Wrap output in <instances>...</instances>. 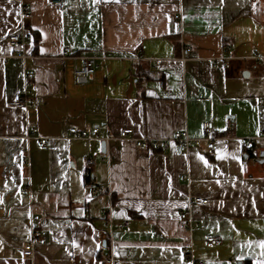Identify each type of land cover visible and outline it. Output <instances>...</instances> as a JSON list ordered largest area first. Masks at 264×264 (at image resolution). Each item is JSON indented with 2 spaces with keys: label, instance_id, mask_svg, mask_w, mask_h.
<instances>
[{
  "label": "crops",
  "instance_id": "crops-1",
  "mask_svg": "<svg viewBox=\"0 0 264 264\" xmlns=\"http://www.w3.org/2000/svg\"><path fill=\"white\" fill-rule=\"evenodd\" d=\"M20 31L31 37L11 47ZM81 57L98 63L91 79L73 75ZM26 72L37 107L17 110ZM205 122L212 150L152 145L201 137ZM70 128L99 133L72 139ZM124 128L133 134L117 139ZM261 131L264 0H0V264H264ZM208 234L221 245L206 246Z\"/></svg>",
  "mask_w": 264,
  "mask_h": 264
},
{
  "label": "built area",
  "instance_id": "built-area-1",
  "mask_svg": "<svg viewBox=\"0 0 264 264\" xmlns=\"http://www.w3.org/2000/svg\"><path fill=\"white\" fill-rule=\"evenodd\" d=\"M52 2H59V0H50ZM30 17V6L27 4L21 3L20 7V19L22 21L28 20ZM174 19H178V16H175ZM31 36L26 33L25 31H20L16 32L12 35H10L7 39L8 44L11 47H14L18 44H23L26 39H29ZM72 53L70 48H65L62 53L61 57L62 58H67L69 55ZM191 53V48L189 47H184L182 56L180 58L181 61H185L188 58V55ZM17 55H20L17 53ZM98 68V63L97 61L92 58V57H81L79 58V66L74 69L73 75L76 79H84L88 80L91 79L96 70ZM34 72H26L23 74V82H24V89L23 91L16 92L12 95L11 98V104L14 109L17 110H29V109H35L37 107L36 102L31 98V85H30V80L33 78ZM201 131L202 135L201 137H192L189 135V133L186 130H181V131H176L174 132L170 138L168 139H162L158 141H154L152 145L157 144V146L160 148L162 151H167L169 149H173L174 152L178 156H184L187 154L192 149H197L202 143L206 144V147L209 150H212L215 145V141L217 138L214 136V128L212 122H205L201 125ZM99 133V128H93L91 132H86V131H79L76 128H70L68 130V135L69 138L72 139H90V138H97ZM133 134L132 129L130 128H124L119 131L117 134V139L122 140L125 138L130 137ZM259 139H264V131H261L257 134V137ZM112 139V136L107 135L105 140H110ZM38 147L40 150H46L47 149V140L45 138H38L37 140ZM136 148L139 150H147L148 149V144L141 139L135 140L134 141ZM245 146L250 148L252 146V141L247 140L244 142ZM92 162L91 158L86 159V165H90ZM90 192L93 194H97L98 191L95 187L89 186ZM23 195L28 194L27 190L22 191ZM208 204V200L206 198L202 197H194L191 200V205L193 206H204ZM105 213V212H104ZM181 220H185L186 214L185 213H180L179 215ZM39 220L38 216H35L33 218L34 222H37ZM128 224V222H123L122 228L125 227ZM191 228V226H190ZM39 234L37 232H32L31 237L29 241L24 244L23 250H22V256L28 259H31L34 255L33 251V246L34 243L39 240ZM104 246H105V239L103 240ZM204 243L208 247H216L221 245L222 240L218 237H215L213 235H206L204 237ZM103 246V247H104ZM183 256L185 259H188L190 261H193L194 258L187 249H184L182 252ZM196 264H203L201 262H198Z\"/></svg>",
  "mask_w": 264,
  "mask_h": 264
},
{
  "label": "trees",
  "instance_id": "trees-1",
  "mask_svg": "<svg viewBox=\"0 0 264 264\" xmlns=\"http://www.w3.org/2000/svg\"><path fill=\"white\" fill-rule=\"evenodd\" d=\"M83 175H84V183L86 185H91L92 182H91V176L89 170L88 169L85 170Z\"/></svg>",
  "mask_w": 264,
  "mask_h": 264
},
{
  "label": "water",
  "instance_id": "water-1",
  "mask_svg": "<svg viewBox=\"0 0 264 264\" xmlns=\"http://www.w3.org/2000/svg\"><path fill=\"white\" fill-rule=\"evenodd\" d=\"M103 246H104V244H103Z\"/></svg>",
  "mask_w": 264,
  "mask_h": 264
}]
</instances>
